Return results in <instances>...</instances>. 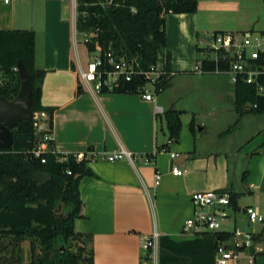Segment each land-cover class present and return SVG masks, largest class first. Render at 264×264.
I'll return each instance as SVG.
<instances>
[{
    "label": "crops",
    "instance_id": "obj_1",
    "mask_svg": "<svg viewBox=\"0 0 264 264\" xmlns=\"http://www.w3.org/2000/svg\"><path fill=\"white\" fill-rule=\"evenodd\" d=\"M249 1L198 0L194 13L169 12L166 51L174 60L175 45L180 43L198 47L215 31H253L254 22L245 18L244 8ZM73 7L72 16L71 4L66 0H0V29L35 31V65L45 71L42 103L54 108L53 148L60 155H82L81 160L92 171L79 184L83 217L75 221V230L84 235L92 248L94 263L140 264L142 242L154 231L161 236L193 237L183 235L182 230L185 221L198 210L191 200L195 191L232 190L239 194L238 210L229 211L231 228L228 222L223 226L230 233L238 229V215L246 213L245 207L254 206L263 214L264 134L259 138L258 155H253L251 149L237 154L249 158L251 171L244 185L253 195V203L243 204L245 190H238L234 183L227 184L219 173L213 175L212 164L217 165L216 160L212 163L210 157L202 154L204 149L197 135L187 136L185 141L180 136L178 140L169 138L164 114L170 108L178 109L174 102L164 106L157 97L156 101H148L139 91L96 92L83 81L80 69L86 65L75 41L76 4ZM260 31L264 33V29ZM194 57L189 54V65ZM234 98L235 90L232 103ZM159 106L162 111L157 110ZM204 129L205 126L200 127L199 131ZM121 148L132 152L136 160L103 159L105 154ZM155 152L147 163V157ZM172 152L177 153L175 158H171ZM254 156H258L259 176L253 165ZM225 162L229 169L228 161ZM174 166L185 172L173 174ZM157 171L162 175L159 184L155 183ZM247 224L256 223L247 219ZM263 229L261 225L244 232L259 235ZM248 252L243 251L241 259H246ZM241 259L228 264H247ZM254 264H264V252L255 255Z\"/></svg>",
    "mask_w": 264,
    "mask_h": 264
},
{
    "label": "trees",
    "instance_id": "obj_2",
    "mask_svg": "<svg viewBox=\"0 0 264 264\" xmlns=\"http://www.w3.org/2000/svg\"><path fill=\"white\" fill-rule=\"evenodd\" d=\"M197 8L198 0H77L76 29L86 35L89 51L105 53L111 50L118 57L132 61L138 70L158 68L163 56L165 64L156 83L161 91L170 85L173 76L170 52L166 51V15L169 12L194 13ZM201 50L197 47V51ZM205 51L210 55L200 60L202 73L217 69L228 71L234 59L228 52L216 49V58H212V51ZM19 60H23L31 72L34 112L46 111L52 118L54 108L42 103L45 71L35 65V31L0 29V95L8 99H14L20 91L21 81L16 69ZM252 62L264 64V54ZM145 81L140 75L130 81L122 78L119 86L112 90L138 92ZM105 90L108 89H102ZM234 90L233 103L238 118L226 133L233 131L247 112L264 115V74L258 75L252 83L239 75ZM182 113V110L170 108L164 114L170 139H179ZM190 126L194 132V119ZM39 136L34 122L21 121L13 129L12 149L0 150V264H24L21 253L25 241L30 242L28 264H95L92 248L86 256L83 245L77 251L73 249L80 242L86 243L84 235L75 230V221L83 217L81 178L92 171L75 155L58 154L65 158L59 161L55 154L48 153L43 155L46 162L34 157L30 151ZM229 192L233 208L238 210L239 194ZM231 236L228 231L183 238L162 235L159 264H216L219 241ZM257 236L264 241V229ZM149 262L150 257L144 256L140 264Z\"/></svg>",
    "mask_w": 264,
    "mask_h": 264
},
{
    "label": "rangeland",
    "instance_id": "obj_3",
    "mask_svg": "<svg viewBox=\"0 0 264 264\" xmlns=\"http://www.w3.org/2000/svg\"><path fill=\"white\" fill-rule=\"evenodd\" d=\"M66 1H69L71 4L73 16V2L72 0ZM247 6L248 7L244 8L246 12L245 18L254 22V30L244 32L223 31L225 34H231L238 39H242L245 34H261L260 30L264 29V1L251 0ZM215 32L205 37V39H202V42L198 46L203 49L201 51H197L196 46L189 47L186 43H180L178 46L175 45L176 49L174 53L176 56H174V60L170 52L171 73L173 75L170 80V85L159 91L158 84H155L151 79H147L139 86V92H144L148 89L157 97L160 104L166 106L174 102L176 108L185 111L181 115L183 127L180 137L182 140L185 141L187 136L191 137V135H197V139L202 145L200 147L204 149L202 154L210 157L212 163L216 160L217 165L212 164V170L215 169L212 172L213 175L219 173L227 184L234 183L236 187L238 186V190H245L242 194L244 197L243 204H250L253 203V195L246 191L244 185L246 179L251 175L249 158L237 154L240 150L246 151L251 149L253 155H258L256 151H259L261 144L259 138L261 134H264V130L261 131L262 133H259V130L264 128V115H255L247 112L241 116L240 124H238L233 131L228 133L225 132L238 118V114L232 103L235 87V83L232 81V75L229 72L202 73L198 70L195 71L197 65H200V60L210 55V52H206L205 49H210L212 52L215 51ZM219 34L220 32L217 33V35ZM85 39L86 35L84 33L77 32L75 40L77 49L81 54L82 61L86 65L96 52L88 50ZM189 54L195 56L192 65H189L187 60ZM180 58L182 60H179ZM164 64V57L161 56L158 69L161 70ZM182 69L186 71H180ZM193 119L195 131L192 133L190 125ZM204 126L205 129L199 131L200 127ZM184 154L185 153L182 152V155ZM257 157L258 156H254L253 165L256 166L255 172L256 175L259 176L260 165L256 162ZM225 160L228 161L229 169H226L227 164H225ZM245 171H248L246 173V179L243 177ZM247 219L248 216L245 212L238 215L239 230L244 232L264 225V222L248 225ZM227 222L230 224L231 228V223H233L232 219L230 218L226 223ZM81 245L84 246L83 255L86 256L90 248L88 242H80L74 246L73 249L77 251ZM22 247V260L24 264H28L31 259L30 242H23ZM246 260L247 259H241V262Z\"/></svg>",
    "mask_w": 264,
    "mask_h": 264
},
{
    "label": "built area",
    "instance_id": "obj_4",
    "mask_svg": "<svg viewBox=\"0 0 264 264\" xmlns=\"http://www.w3.org/2000/svg\"><path fill=\"white\" fill-rule=\"evenodd\" d=\"M9 3L11 0H3ZM77 6V0H73ZM223 48L234 59L230 63L228 71L232 75V81L236 83L239 75H244L249 83L256 80L257 76L264 74V64L252 62L258 60L264 54V33L251 35L245 34L242 39H238L231 34H219L215 36L214 50ZM216 58L215 51L211 54ZM17 69V68H16ZM199 69V66H197ZM216 72H220L218 69ZM143 76L146 80L151 79L156 84L161 77V71L153 68L151 71L138 70L134 67L132 61L127 58L118 57L113 51L108 50L101 53L99 50L93 58L87 62L86 68L80 69V76L85 83L92 87L96 92H101L103 88L113 89L119 86L120 80L124 78L127 81L134 76ZM143 98L148 101H156V97L146 89ZM158 111L162 108L157 107ZM34 125L37 133L40 134L37 142L30 153L36 158H42L46 162L44 154L53 153L59 161L64 160L55 151L52 145L53 141V117L46 111L34 112ZM154 154L148 156L146 162H151ZM171 158H175L177 153H170ZM77 160H81L82 155H75ZM103 159L116 161L127 159L134 162L135 156L132 152L121 148L113 153L105 154ZM173 174L182 175L185 170L174 166ZM159 171L155 174V183L159 184L161 180ZM193 204L198 208L195 215L188 218L184 225L182 233L187 236H195L204 232L216 234L222 231L224 223L230 217V210L233 208L231 194L229 191H195L191 195ZM249 223L264 222V215L254 206L245 207ZM161 234L154 231L151 235L144 238L141 248L142 256H149V264H159V239ZM250 251L246 254L247 264H254L255 255L264 252L263 239L252 232H243L235 229L230 239L219 241L215 253L216 264H228L231 260H240L243 251Z\"/></svg>",
    "mask_w": 264,
    "mask_h": 264
},
{
    "label": "water",
    "instance_id": "obj_5",
    "mask_svg": "<svg viewBox=\"0 0 264 264\" xmlns=\"http://www.w3.org/2000/svg\"><path fill=\"white\" fill-rule=\"evenodd\" d=\"M21 86L14 99L0 95V150L13 147V129L21 121H34L31 99V72L23 60L17 63Z\"/></svg>",
    "mask_w": 264,
    "mask_h": 264
}]
</instances>
